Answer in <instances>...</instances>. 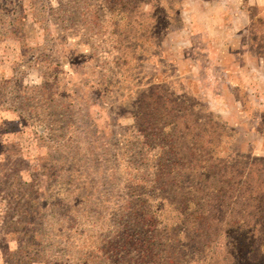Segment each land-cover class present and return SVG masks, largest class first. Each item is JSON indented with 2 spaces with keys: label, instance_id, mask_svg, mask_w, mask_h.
I'll use <instances>...</instances> for the list:
<instances>
[{
  "label": "rangeland",
  "instance_id": "1",
  "mask_svg": "<svg viewBox=\"0 0 264 264\" xmlns=\"http://www.w3.org/2000/svg\"><path fill=\"white\" fill-rule=\"evenodd\" d=\"M123 1L0 0V264L26 239L15 223L28 200L37 218L32 231L37 254L56 264H96L104 258L97 247L136 210L130 205L134 198L145 201L140 212L153 218L157 240H171L172 258L200 264L195 246L211 235L208 226L217 220L206 219L202 193L186 179L187 169L177 188L163 189L154 182L158 174L151 164H197L212 179L223 159L236 161L235 171L216 185L228 200L213 194L209 206L218 207L215 215L223 221L232 210L240 223L246 220L240 214L261 212L259 219L247 216L252 227L240 234L250 233L252 243L243 263L264 264V201H255L264 193V0L241 1L250 22L239 34H214L205 41L190 12L183 11L195 0H179L173 18L167 9L171 1ZM18 28L21 36L12 33ZM165 100L174 112L160 123L148 119L154 101ZM182 115L172 133L168 125ZM33 179L44 198L31 195L27 184ZM71 186L88 197L76 207L88 208H78L68 222L54 202ZM205 188L204 194L212 190ZM188 191L198 193L188 198L195 200L194 214L179 201ZM199 221H204L199 234L178 238L180 229ZM173 225L180 227L161 232ZM122 244H109L104 252L111 257L102 264H131L127 256L137 258L133 243L117 255Z\"/></svg>",
  "mask_w": 264,
  "mask_h": 264
},
{
  "label": "trees",
  "instance_id": "2",
  "mask_svg": "<svg viewBox=\"0 0 264 264\" xmlns=\"http://www.w3.org/2000/svg\"><path fill=\"white\" fill-rule=\"evenodd\" d=\"M135 1L136 0H126L123 2L133 3ZM167 1L168 2L171 1L173 2V4L175 3L174 5L170 4L167 7L168 13L171 14L170 18H173L174 17L173 15L176 16L178 6H179V0H167ZM136 8L137 6L133 7V9H136ZM16 22H18V20H16ZM12 33L19 34L20 36L22 35L21 30L19 28L16 30H12ZM15 39L20 42L22 40L21 38L17 37V35ZM260 57L264 61V53H262ZM153 84L155 85V83ZM160 84L162 85L161 82ZM155 86H158V85H155ZM155 88H158V87H155ZM169 90L172 91L171 89ZM170 103L171 102H168L166 100L164 102L154 101V103L152 104V107H149L148 119L153 120L154 122L158 121L160 123V121L164 117H167L169 113L174 112V109L172 107L171 108L168 107ZM180 111L181 110L179 109L178 112L180 113ZM180 119H185V117L183 115L180 116L168 126L171 127L172 125H177V121ZM153 124H155L154 127L157 125V123H153ZM136 125H137V121H136ZM223 125L224 127H226L225 124ZM171 131L172 133L174 132L172 127H171ZM225 139L230 140V138H225ZM262 161L263 162H261V165L263 167L262 169H264V160ZM218 163L222 167L219 169V172L217 174L219 175V177L216 178L217 175H215L212 178L217 181L214 184L210 182L212 180L210 179V177L209 179H207V177L205 176L207 175L208 171L204 169V167H200V165H197V164H191L189 167H187L182 162L167 160L166 162L165 161H153L151 164V167H152V170H155L156 173L158 174V176H156V174L154 175L155 177H157L154 179V182L158 183V180H159L160 186L163 189L166 187L177 188L180 184V173L183 172V175H185L184 171L187 172L188 170L189 176H187L186 179H189L190 183L193 184L192 186L196 188V192L202 193L201 199L204 201V205L207 208L206 219L216 218L217 221H214V223H212L211 226H208L210 227L209 229L211 231V235L204 237V238L200 237L199 243L197 244V246H195L196 254L200 255L201 257L200 264H245L243 263V259L249 258L250 253H251L249 250L252 244L251 234L249 233V235L245 234L242 236L240 233L244 231L245 232L249 231L248 228L251 229L252 227L248 225V223H246V220L247 222L249 221L247 216L252 217L253 219H254V216H257L258 218V215L261 212L260 213L255 212L254 214V211H253L249 213L248 215L245 213L244 215L240 214V217L242 219H246L242 223L238 222L235 219V215L233 214L232 210L230 211V214L228 215L225 221L222 220V218L220 217V214L215 215V208H218V207L209 206V204L212 201L211 199L215 198L214 196L212 197L211 195L217 194L216 196H223L225 197V199H227V196H228L227 192H224L219 186H216V185H221L220 179L222 178V176H229L230 174L228 171H235L234 169L236 168L235 160L230 161L227 159H223V160H219ZM168 169L170 171L167 173L161 172V170L168 171ZM168 176H170L171 182L166 181V177ZM136 182L137 184H141V186L146 185V182L140 181V179H137ZM27 186L30 187L31 189L30 193L31 195L34 196V199L39 198V197L40 198L45 197L44 196L45 192L39 191V187L37 186L36 179H33L30 182V184H27ZM206 186L211 187L212 190L204 194ZM137 187L139 188L140 186L137 185ZM70 188L67 189L65 192H63L64 193L63 198L60 195L59 197H57V199L54 202L57 209H59L62 212L61 216H64L65 219H67L66 221L68 222H70L73 217L78 215L77 214V212H79L78 208L80 209L83 208L84 210L88 208L87 206H83V205L79 206L78 208L76 207L78 203H88V197L81 195L78 188H73V186H71ZM225 188L227 190V187ZM191 194H198V193H190V191H188L186 197L184 196V194H181L182 197L179 201H180V204L185 206L188 212L192 210V214H194L197 212V210L195 209V200L192 198L188 199ZM249 194L250 192H248V196ZM262 195L264 197V193L263 194L261 193L260 196L255 201L257 202L261 200L264 201V198H261ZM247 200L249 201L248 197H247ZM46 201L48 203V200ZM255 201H251L252 204L248 203V206L252 208L254 206L253 204L256 203ZM69 203H71L73 206L68 205ZM144 203L145 201L143 200L141 201V199L134 198V200H132V203L130 205H134V208H136V210L135 209L130 210V217H129L130 220L129 222H126L125 226H123L119 231L118 230L111 231L110 234L112 236H110L111 238H108V239H111L110 241H107L108 239H105L102 242H106V243L102 245V247H97V252L100 254L99 257L103 256L104 258H108L111 254L106 255L104 251H107V247L109 246V244L122 242L123 244L119 245V248L117 249L120 252L119 254H117L119 256H122V251H120V248L124 250L125 246L131 243L133 244L130 246L134 247V244H135L137 245V247H139L137 251V258L135 260L131 259L129 255L127 256L129 260L131 261V264H183L181 260L175 261V259L172 258L171 252H170L171 246L170 244L168 245V243L171 240H165L163 241V243L162 241L157 240L158 234H155L156 229L155 227H152L153 224H151L153 218L148 216L146 213L142 215V213L140 212V208L143 207L142 210H144V208L147 207V206H144ZM26 207L27 208H25V215H22V217L19 220H17L15 223V225L21 226L22 230L25 233L24 238L26 239L20 242V247L18 248L17 251L7 252L4 254V260L6 261V264H36V263L56 264V261L54 260H51L50 262L46 261L44 257L40 256V253L37 254L38 251H36V247L38 246V244L36 243L38 242L35 239L36 238L35 233L32 232L34 229V226L36 227L35 221H37V218L35 217L36 215L31 213V210H29L31 208L29 200L27 201ZM220 208L225 209L226 207L223 208L219 206V210ZM181 216H186V214H181ZM9 217H12V216H9ZM197 220H204V217H200ZM203 222L204 221L202 222L199 221L197 223H194L191 226L187 225V229L184 232L180 229V232H178V238L180 234L189 233V232H192L193 235L199 234L202 231L200 226L204 224ZM43 224L45 225L44 219H43ZM180 225H173V226L162 228L161 232L164 233V231H167V232L176 231V226H178L179 228ZM263 226H264V220H263ZM135 228H140L141 230L138 231ZM237 231H239L238 235L234 236V234ZM140 232H142V234ZM119 233H121L120 237H119ZM28 238H29V242H28ZM175 241H179V240L175 239ZM189 242L193 243V240L189 239ZM123 257H126V256H123ZM123 257H119V258H123ZM104 258H97L98 262L96 264H102L101 260H103ZM120 262H123L125 264L126 261L124 260ZM91 264H95V262H92ZM258 264H260V262Z\"/></svg>",
  "mask_w": 264,
  "mask_h": 264
},
{
  "label": "crops",
  "instance_id": "3",
  "mask_svg": "<svg viewBox=\"0 0 264 264\" xmlns=\"http://www.w3.org/2000/svg\"><path fill=\"white\" fill-rule=\"evenodd\" d=\"M241 1L242 0H216V2H212V0L189 1V6L188 4H184L183 11L184 13L190 12L191 16L188 15V17H190L194 23L192 26H195L197 33H200L202 40L205 41L207 40L205 39V36L206 38H210V36H214V34H219L218 36L220 37L227 34H239L242 27L245 28L247 26V23L250 22V16L249 14L242 12ZM186 19L187 18L184 19L185 25H183V27L188 29L185 22ZM237 23H239V26H237ZM261 61L262 60L259 59V62ZM250 72L251 70L245 73L242 77L244 78L245 76H250ZM230 80L231 79L227 76L224 79V81L228 82H230ZM229 96L237 104V106H240V100H234L231 90ZM263 145L264 144H262V148L264 149Z\"/></svg>",
  "mask_w": 264,
  "mask_h": 264
}]
</instances>
